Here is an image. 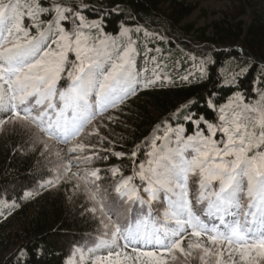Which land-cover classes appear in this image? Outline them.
Segmentation results:
<instances>
[{
  "label": "trees",
  "instance_id": "1",
  "mask_svg": "<svg viewBox=\"0 0 264 264\" xmlns=\"http://www.w3.org/2000/svg\"><path fill=\"white\" fill-rule=\"evenodd\" d=\"M235 1L239 4L238 16L249 11L246 23L238 16L229 19L220 10H214V14L223 16L197 27L194 23L183 22L198 8L196 2L187 0H39L45 6L44 14L34 18L30 14L39 10L37 0H20L19 10L23 12L27 9L29 13V18L22 19V27L31 29L26 38L23 33L18 34L21 43L46 33V43L57 51V45L52 41L59 39L60 28L73 33L80 26V32L89 38L86 43L82 42L81 48H90L107 36L106 47L115 57L113 62L122 63L120 56L125 51L132 60L136 91L117 105L128 122L127 126L120 127L123 133L107 149L100 148L86 156L75 152L78 156L73 164L79 169H73L68 161L66 167L70 173L82 179L85 172L107 171L117 182L116 192L126 200L117 188L121 180L133 176L132 184L146 200L147 194L142 188L147 186V182L139 180L136 173L143 165L145 173L153 180L161 178V172L157 170L162 165L157 160L182 148L187 137L197 134L198 130L185 120L190 112L206 117L207 123L200 127L204 139L227 142L224 132L217 131L215 136L212 135V129L208 127L211 124L227 127L233 135L259 143L264 132V95H261L264 93V81L261 79L264 77V0ZM53 2L69 11L49 10L47 6ZM65 14L70 18L62 21L61 17ZM98 19L103 25V32L88 27ZM6 26L11 27L10 24ZM3 35L7 36V33L3 32ZM65 51V71L61 73L57 90H66L71 85L68 73L80 63L74 51ZM51 60L55 63L56 58ZM141 60L145 62L144 66ZM111 63L106 64L109 69ZM186 76L188 79H184ZM149 80L155 83L146 87ZM98 98L93 93L90 102L101 113L106 109L102 110L100 104L97 106ZM52 101L59 103L57 97H52ZM210 101L214 107L209 106ZM9 103L7 98L0 102L3 106L0 115ZM23 115H13L9 120L24 121L43 135L51 136L46 130V121ZM221 115L225 117L224 121L219 119ZM3 119L0 117V127ZM237 127L241 129L239 133L236 132ZM81 130L63 138L52 137L60 143L73 141L82 136ZM32 150L16 136L0 135V264H123L115 252L106 250V245L99 239L87 247L75 245L68 249L67 243L74 234L91 228V220L83 210L84 205L70 207L63 190L55 192L50 189L53 185L46 186L48 179L32 180L36 163V154ZM154 150L156 155H152ZM262 151L264 144L259 148L253 147L248 155ZM116 153L124 155L117 157ZM191 155L193 150L189 149L185 156ZM81 157L83 160L80 161ZM150 161L155 173L148 170ZM175 162H179V157H175ZM167 163L163 161V164ZM113 169L118 171L114 173ZM172 180L174 192H179L176 178ZM200 180V175L188 174L189 201L192 191L197 195L200 192ZM34 181L39 185L35 191L31 188ZM247 185L245 178V191ZM153 186L157 189L158 198L151 205L176 198L173 193L166 195L158 184ZM213 187H218V184L213 183ZM92 201L104 212L98 199ZM9 212L12 214L9 215ZM5 216L8 218L4 219ZM138 220L141 226L152 225L148 217ZM163 252L173 255L174 248L170 252L164 249Z\"/></svg>",
  "mask_w": 264,
  "mask_h": 264
},
{
  "label": "snow or ice",
  "instance_id": "2",
  "mask_svg": "<svg viewBox=\"0 0 264 264\" xmlns=\"http://www.w3.org/2000/svg\"><path fill=\"white\" fill-rule=\"evenodd\" d=\"M19 3L20 0H7V2L0 0V30H2L0 31V102L5 98L10 101L3 123H8L11 116L21 117L23 113L25 118L46 121L49 135L63 138L94 118V104L90 102L93 93L99 97L102 110L104 107L120 104L126 96L134 94L136 91L134 85L137 81L131 71L132 60L129 58V53L125 51L120 56L122 63L113 62L115 57L106 47L107 36L98 44L83 49L80 45L82 42L86 43L89 38L80 32V26L73 33H68L61 27L59 39L52 41L57 45V51H53L51 45L46 43V33L25 39L21 43L18 34L23 33L26 38L31 29L25 30L22 27V19L29 18V13L27 9L20 11ZM37 4L39 10L30 14L33 18L42 17L44 14L45 6L40 4L39 0ZM47 7L49 10L65 13L69 11L56 2L50 3ZM69 18L67 14L61 17L62 21H67ZM8 24L11 27L6 26ZM88 27L103 32V25L99 19ZM124 31L127 32L128 29L125 28ZM3 32H6L7 36L3 35ZM14 34L15 39H13ZM65 41L70 43L65 44ZM65 49L74 51L80 63L68 73L72 80L71 85L66 90H57L56 85L61 73L65 71L63 66L67 60ZM52 57L56 58L55 63L52 62ZM110 62H112L111 68L106 71L105 65ZM156 79L158 80L159 77ZM261 79L264 81V77ZM153 83L154 80H149L145 86ZM52 97H57L59 103H54ZM209 106L214 107V104L210 101ZM34 111L35 115H33ZM219 119L224 121L225 117L221 115ZM185 120L198 130L197 134L187 137V142L183 143L182 148L157 160V163L162 165L161 178L153 180L152 176L145 173L143 165L136 173L139 180L147 182V186L142 188L147 194V199H143L140 191L132 184L133 176L122 180L117 188V191L125 195L128 201L140 204H151L158 198L154 184H158L159 189L166 195L173 193L176 199L169 198L168 202L170 208L174 209L171 218L176 228L163 229L161 236L160 229H153L150 233L144 232L139 220H136L135 228L131 227V221L129 225L116 222L112 226L114 227L111 233L112 242L115 243L116 238L121 237L125 241L123 247H131L133 252H137L144 245H150V248L138 251L137 255V259L144 257L147 264L153 262L164 264L158 258V251L152 250L153 248H164L169 252L175 248L183 252L181 244L189 235L196 237L197 240L201 236H206L212 245H226L223 250L216 249L220 255L227 252L225 264H235L237 255L241 264H244L249 261L253 252H256L260 259H264V151L252 156L248 155L253 147L259 148L264 144V132L261 133L259 143L254 144L244 136L233 135L227 127L209 124L213 136L217 131L227 135V142H216L201 136L200 127L207 123L205 116L190 112L185 116ZM240 131L241 129L237 127L236 132ZM189 149L193 150V155L186 157L185 153ZM115 155L122 157L124 154ZM132 155L135 156L136 153ZM152 155H156L155 150ZM175 157H179V162H175ZM163 161L168 163L165 165ZM151 163L150 161L148 170L155 173L156 170L151 167ZM117 171L113 169L114 173ZM190 172L201 177L200 192L195 197V203L203 204L205 207L200 209L199 214L193 210L192 203L187 198ZM92 177L99 179L98 170L92 173ZM172 178H176L179 192H174L171 186ZM245 178L248 180L246 191L251 202L246 206L247 210L241 211L245 208L241 200V194L245 191ZM213 183H217L218 187H213ZM54 184L52 180L46 182V186ZM11 214L9 212V215ZM168 216L169 213L166 211L165 218L167 219ZM170 237L179 239L174 240ZM188 247L203 248L205 255L211 251L199 242L189 243ZM186 254L191 255V252ZM115 255L119 257L121 252L117 251ZM203 259L202 256L201 260ZM217 264H221V261L218 260Z\"/></svg>",
  "mask_w": 264,
  "mask_h": 264
},
{
  "label": "rangeland",
  "instance_id": "3",
  "mask_svg": "<svg viewBox=\"0 0 264 264\" xmlns=\"http://www.w3.org/2000/svg\"><path fill=\"white\" fill-rule=\"evenodd\" d=\"M187 1L196 2L198 8L183 22L194 23L197 27L205 26L213 20L220 19L224 14L229 19L238 16L239 4L235 0ZM214 10H220L223 15L220 13L214 14L212 12ZM248 14L249 11L246 10V13L238 16V19L246 23ZM127 123L126 118H124L121 110L117 109V106L110 107L108 111L89 124L82 136L66 145L55 143L21 120L9 121L6 124L3 123L0 127V135L16 136L19 141L26 143L35 152L36 171L33 166L35 176H32V180H52L55 184L50 189L55 192L63 190L70 207L84 205L83 210L91 220L92 226L82 233L74 234L73 239L67 243L68 249L75 245H89L97 238L108 239L113 231L114 227L112 226H114V223L119 222L123 225L140 211V209L135 208V205H130L124 198L116 194L114 191V179L107 171L98 172V180L91 176L93 171L85 172V177L82 175L83 178L79 179L78 176L70 173L66 167L69 161L73 169H79L73 164L78 156L75 152H81L83 156H86L100 148L107 149L110 147L115 141H118L123 133L120 127H126ZM81 160H83L82 157ZM80 173L82 172H78V174ZM31 188L35 191L39 188V185L34 181ZM92 199H98L101 208L107 214L98 209L97 205H93ZM92 209H95V211H92ZM129 209H133L134 212L129 214ZM106 225L109 227L106 228ZM197 242L209 248L211 250L210 253L205 255L203 248L190 249L188 247L189 243L194 244ZM226 247V245H212L206 236H201L197 240L196 237L189 235L181 244L183 252L179 249H174L173 255L167 256L164 254L160 255L161 252L158 251V258L161 261H166V264H217L218 260L221 261V264H225L227 262V252L220 255L216 249L220 248L223 250ZM116 249L121 252V260L124 264H147L144 257L137 259L138 251L133 252L130 248H124L119 241ZM189 252H191V255L186 254ZM202 256L204 257L203 260H201ZM129 257L131 258L129 259ZM235 264H241L238 255L235 258ZM244 264H264V260L253 257L252 253L249 261L244 262Z\"/></svg>",
  "mask_w": 264,
  "mask_h": 264
}]
</instances>
